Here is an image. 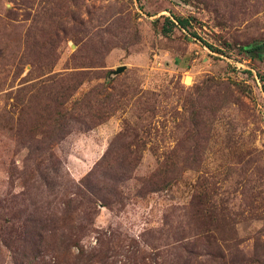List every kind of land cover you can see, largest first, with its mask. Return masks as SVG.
Wrapping results in <instances>:
<instances>
[{"label":"rangeland","instance_id":"1","mask_svg":"<svg viewBox=\"0 0 264 264\" xmlns=\"http://www.w3.org/2000/svg\"><path fill=\"white\" fill-rule=\"evenodd\" d=\"M0 264H264V0H0Z\"/></svg>","mask_w":264,"mask_h":264},{"label":"trees","instance_id":"2","mask_svg":"<svg viewBox=\"0 0 264 264\" xmlns=\"http://www.w3.org/2000/svg\"><path fill=\"white\" fill-rule=\"evenodd\" d=\"M175 22H176V25H174V23L171 21V20H169V19H166L165 20V24H164V26H163V30H162V32L164 33V34H168V32H170L171 30H172V28L174 27V26H179V27H181V28H183V29H187L188 28V26H189V23H190V19H188V18H181V17H175ZM259 47H253V48H246V47H244V48H242V50L244 51V52H253V51H255V50H257ZM119 137V136H118ZM107 167H108V174H109V172H111L112 173V168H111V166H109L108 164L106 165ZM129 166H130V164H129ZM131 170H132V168H131ZM111 173L109 174V175H111ZM92 188L90 187V190H91ZM97 191V190H96ZM92 192H93V189H92ZM94 193H96L95 191H94ZM99 199H101V196H97ZM102 200V199H101ZM92 202V201H91Z\"/></svg>","mask_w":264,"mask_h":264},{"label":"water","instance_id":"3","mask_svg":"<svg viewBox=\"0 0 264 264\" xmlns=\"http://www.w3.org/2000/svg\"><path fill=\"white\" fill-rule=\"evenodd\" d=\"M254 45H255V44L249 46L248 49L251 48V47H253ZM123 70H124V67H119V68H117V69L114 71V74H115V75H116V74H119V73H121Z\"/></svg>","mask_w":264,"mask_h":264}]
</instances>
